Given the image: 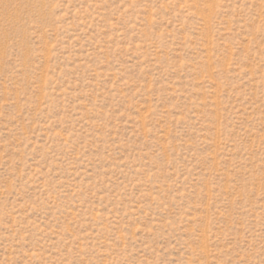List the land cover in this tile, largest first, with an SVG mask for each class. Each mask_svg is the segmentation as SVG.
Wrapping results in <instances>:
<instances>
[{
    "label": "rangeland",
    "instance_id": "obj_1",
    "mask_svg": "<svg viewBox=\"0 0 264 264\" xmlns=\"http://www.w3.org/2000/svg\"><path fill=\"white\" fill-rule=\"evenodd\" d=\"M0 264H264V0H0Z\"/></svg>",
    "mask_w": 264,
    "mask_h": 264
}]
</instances>
